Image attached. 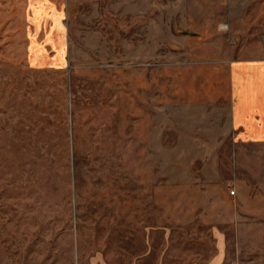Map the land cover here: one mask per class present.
Returning <instances> with one entry per match:
<instances>
[{
    "label": "rangeland",
    "instance_id": "374dc122",
    "mask_svg": "<svg viewBox=\"0 0 264 264\" xmlns=\"http://www.w3.org/2000/svg\"><path fill=\"white\" fill-rule=\"evenodd\" d=\"M260 61L264 0H0V264H264Z\"/></svg>",
    "mask_w": 264,
    "mask_h": 264
},
{
    "label": "crops",
    "instance_id": "0c3cea01",
    "mask_svg": "<svg viewBox=\"0 0 264 264\" xmlns=\"http://www.w3.org/2000/svg\"><path fill=\"white\" fill-rule=\"evenodd\" d=\"M231 123L239 138L264 142V61L230 67Z\"/></svg>",
    "mask_w": 264,
    "mask_h": 264
}]
</instances>
